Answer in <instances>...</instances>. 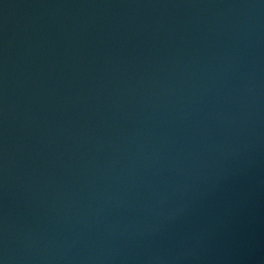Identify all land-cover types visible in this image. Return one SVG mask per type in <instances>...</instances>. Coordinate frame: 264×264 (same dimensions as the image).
<instances>
[{
  "label": "water",
  "instance_id": "obj_1",
  "mask_svg": "<svg viewBox=\"0 0 264 264\" xmlns=\"http://www.w3.org/2000/svg\"><path fill=\"white\" fill-rule=\"evenodd\" d=\"M0 264H264V0H0Z\"/></svg>",
  "mask_w": 264,
  "mask_h": 264
}]
</instances>
